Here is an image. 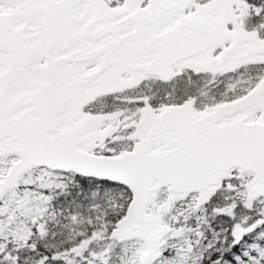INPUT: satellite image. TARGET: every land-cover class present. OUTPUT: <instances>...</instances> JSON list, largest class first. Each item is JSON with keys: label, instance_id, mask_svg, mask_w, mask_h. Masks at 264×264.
I'll return each instance as SVG.
<instances>
[{"label": "snow or ice", "instance_id": "6c2138e0", "mask_svg": "<svg viewBox=\"0 0 264 264\" xmlns=\"http://www.w3.org/2000/svg\"><path fill=\"white\" fill-rule=\"evenodd\" d=\"M0 264H264V0H0Z\"/></svg>", "mask_w": 264, "mask_h": 264}]
</instances>
